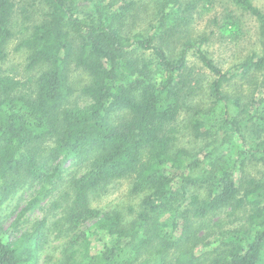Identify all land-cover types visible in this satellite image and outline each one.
<instances>
[{"label": "trees", "instance_id": "16d2710c", "mask_svg": "<svg viewBox=\"0 0 264 264\" xmlns=\"http://www.w3.org/2000/svg\"><path fill=\"white\" fill-rule=\"evenodd\" d=\"M235 1L261 21V49L225 71L201 48L208 37L191 36L195 0H32L43 16L19 48L29 68L44 69L26 91V82L0 71V205L39 184L18 221L54 191L61 216L44 215L14 240L0 224V264L34 262L52 230L87 222L89 233L71 235L59 264H264V13ZM18 8L0 0V63ZM149 8V28L131 29ZM189 48L200 65L188 60ZM204 80L210 109L187 122L211 139L197 153L176 140ZM78 92L91 102L69 105ZM74 159L87 170L63 175ZM119 180L140 195L131 219L91 204ZM205 229L217 237L206 240Z\"/></svg>", "mask_w": 264, "mask_h": 264}, {"label": "rangeland", "instance_id": "374dc122", "mask_svg": "<svg viewBox=\"0 0 264 264\" xmlns=\"http://www.w3.org/2000/svg\"><path fill=\"white\" fill-rule=\"evenodd\" d=\"M17 2L19 8L16 13V35L8 46L7 59L0 63V71L26 82V91L30 88L32 90L44 67L39 65L29 68V53L26 48H19V44L37 19L42 18L43 10L40 7H34L32 0H17ZM251 2L264 13V0H251ZM195 4L196 6L190 15L189 31L192 34L191 36L196 38L198 34H205L208 37L209 40L201 44V48L225 71L245 60L254 51H260L259 26L261 21L235 0H195ZM23 7L28 8L26 14L23 12ZM149 13H151L150 8L144 13L143 19L137 20L130 26L131 29L138 31L149 28V19L146 18ZM180 49L179 46L178 51ZM187 50V58L190 63L200 65L195 49L189 48ZM75 76L76 78L79 76L78 72L75 73ZM199 76L205 77V71H200ZM206 85L205 80L198 83V89L188 100V109L182 113L178 123L179 132L177 133L176 146L185 147L197 153L211 139L197 137L194 130L187 126V122L197 113L204 114L205 110L210 109L212 102L208 96ZM90 102V98L78 92L70 98L69 105L83 107ZM78 160L74 159L66 162L62 174L67 177L82 175L87 170V164L85 161ZM40 188L41 185L39 184L24 186L0 205V224L4 238L14 240L23 232L30 230L35 221L43 218L44 215L50 217V222H54L61 216V208L53 209L52 206L54 201L60 197V192L54 191L43 199L37 208L29 211L25 217L20 219V222L18 221L17 218L22 208ZM139 201L140 195L137 196L131 192L130 183L126 180H119L113 182L107 192L93 198L91 204L103 211L119 209L127 219H131L139 209ZM132 209L134 210L132 211ZM218 218L223 223V228L229 227L230 221L227 214L222 213ZM17 222L19 223L17 224ZM91 224L92 222H87L74 232H70L66 227L61 226L56 230H52L44 242L43 240L40 241L36 260L28 264H59L65 256L66 248L69 246L68 242L72 238L71 235L80 233L85 229L88 234V228ZM235 225L236 223L233 224V226ZM202 234L206 235V240H214L217 237V233H211L209 229H205ZM40 244H43L42 248ZM95 245L99 246V243H92L91 248L94 251L96 249Z\"/></svg>", "mask_w": 264, "mask_h": 264}]
</instances>
